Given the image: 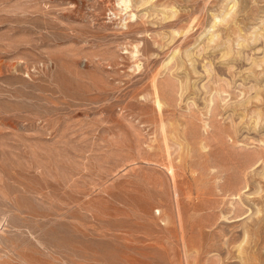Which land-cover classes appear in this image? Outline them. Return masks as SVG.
I'll list each match as a JSON object with an SVG mask.
<instances>
[{
    "label": "rangeland",
    "instance_id": "1",
    "mask_svg": "<svg viewBox=\"0 0 264 264\" xmlns=\"http://www.w3.org/2000/svg\"><path fill=\"white\" fill-rule=\"evenodd\" d=\"M261 57L264 0H0V264H264Z\"/></svg>",
    "mask_w": 264,
    "mask_h": 264
},
{
    "label": "bare ground",
    "instance_id": "2",
    "mask_svg": "<svg viewBox=\"0 0 264 264\" xmlns=\"http://www.w3.org/2000/svg\"><path fill=\"white\" fill-rule=\"evenodd\" d=\"M137 1V0H136ZM140 1V0H139ZM142 1V0H141ZM139 4V3H138ZM233 5V4H232ZM231 6V5H230ZM235 6V4L233 5V7ZM232 7V8H233ZM230 8V7H229ZM227 9V8H226ZM229 10V9H228ZM236 10V9H235ZM227 14H228V12H226ZM233 14V13H232ZM226 16V15H225ZM232 17V16H231ZM230 17V19H232ZM164 18V17H163ZM226 18V17H225ZM235 18V17H234ZM229 19V18H228ZM217 20V19H216ZM227 20V19H226ZM235 20V19H234ZM233 20V21H234ZM216 22V21H215ZM214 22V23H215ZM222 22V21H221ZM222 25V24H221ZM256 34V33H255ZM174 35V34H173ZM213 33L210 35L211 37H209L210 39H212V37H213ZM260 35L261 34H259V37H260ZM257 36V35H256ZM258 37V36H257ZM256 38V37H255ZM214 39H215V36H214ZM169 40H171V39H169ZM211 41V40H210ZM209 41V44L211 43ZM213 41V40H212ZM224 52H226L227 53V51L225 50ZM224 52H223V54H224ZM225 53V54H226ZM191 54V53H190ZM227 54H229V53H227ZM188 56V55H187ZM192 56V55H191ZM189 57V56H188ZM225 57V56H224ZM262 58V57H261ZM264 58V57H263ZM262 58V59H263ZM194 59V58H193ZM183 60V59H182ZM263 63H264V61H263ZM179 67V66H178ZM198 72V71H197ZM155 78H157V77H155ZM257 83V82H256ZM264 87V86H263ZM263 87H262V89H263ZM162 89V88H161ZM183 89H184V86H183ZM223 90V89H222ZM258 90V89H257ZM256 92V91H255ZM153 93H154V100H155V103H157V106H161V104H163V103H161V92H160V87L158 86V83L157 82H154L153 83ZM258 93V92H257ZM256 93V94H257ZM258 94H261L260 92L258 93ZM261 97V96H260ZM257 99H258V95H257ZM254 100V99H253ZM256 101H258V100H256ZM246 102V101H245ZM239 103V102H238ZM249 103V102H248ZM237 104V103H236ZM243 105V104H242ZM257 105V104H256ZM160 108V107H159ZM260 108V107H259ZM256 124V123H255ZM254 125V124H253ZM164 126V125H163ZM162 126V127H163ZM255 126V125H254ZM163 129H164V127H163ZM164 131H165V129H164ZM174 132V131H173ZM165 139V138H164ZM261 151V150H260ZM259 151V152H260ZM258 153V152H257ZM262 153V152H261ZM263 154V153H262ZM262 154H260V155H262ZM262 156H263V158H262ZM262 156H260V157H258V155H257V157L258 158H256L251 164H263L264 165V155H262ZM253 157V156H252ZM252 159V158H251ZM247 164V163H246ZM248 164H249V162H248ZM250 166V165H249ZM171 167V166H170ZM171 171H172V173H174V166L172 165V167H171ZM262 173V172H261ZM264 177V176H263ZM240 179V178H239ZM236 184H238L237 182H236ZM222 186V185H221ZM233 187L235 186V184L234 185H232ZM237 186V185H236ZM239 186V185H238ZM237 188V187H236ZM239 189H237L236 191H234V189L233 188H230L229 187V191H230V193H232L231 195H233V194H239L240 192H238V191H240V187H238ZM224 189H227V188H224ZM231 189H233V191L231 190ZM227 191H228V189H227ZM259 191V190H258ZM246 193V192H245ZM250 193V192H249ZM254 193H255V191H254ZM227 194V193H226ZM247 194V193H246ZM238 197H241L240 195L238 196ZM237 197V198H238ZM259 199V198H258ZM239 200V199H238ZM261 200V199H260ZM233 203V202H232ZM236 203V202H235ZM240 204V203H239ZM234 206V208L235 207H237V206H235V205H233ZM237 208H239V207H237ZM229 209H230V207H229ZM233 209V208H232ZM242 209V208H241ZM240 209V212H241V214L243 215L244 213L242 212V210ZM236 210V215L235 216H238L239 217V214H237L238 212H239V210L238 209H235ZM249 210V209H248ZM260 210H261V208H260ZM260 210H259V213H260ZM233 211V210H232ZM244 211V210H243ZM247 211V210H246ZM239 212V213H240ZM235 213V212H234ZM263 214H264V212H263ZM241 216V215H240ZM232 217V216H231ZM257 218H259V217H257ZM253 219V218H252ZM251 219V220H252ZM260 220H261V218L260 219H257V220H254L255 221V223L254 224H256V225H260L259 224V222H260ZM262 223V222H261ZM256 225H255V227H256ZM263 226V225H262ZM252 228H253V225H252ZM260 228V227H259ZM249 229H251V227L249 226V227H245V229H244V233L245 234H248L247 236L249 237ZM254 229V228H253ZM262 229H263V227H262ZM252 230V229H251ZM253 231V230H252ZM251 231V232H252ZM255 231V230H254ZM260 230H257V233L259 232ZM237 233V232H236ZM235 233V234H236ZM253 233V232H252ZM241 234H242V232H241ZM251 234V233H250ZM256 234V233H255ZM255 234H253V235H255ZM240 235V234H239ZM232 236V235H231ZM238 236V235H237ZM236 237V236H235ZM239 237V236H238ZM246 237V236H245ZM247 237V238H248ZM229 239H231V238H229ZM243 239H245V238H243ZM250 239V238H249ZM234 240V239H233ZM237 240H238V238H237ZM248 240V239H247ZM260 240V239H259ZM246 241V240H245ZM231 242V241H230ZM242 242H244V241H242ZM241 243V242H240ZM240 245V244H239ZM251 245V244H250ZM242 246V245H241ZM238 249H239V246H238ZM246 249V248H245ZM243 258V257H242ZM247 258V257H246ZM245 260V259H244ZM258 260V259H257Z\"/></svg>",
    "mask_w": 264,
    "mask_h": 264
}]
</instances>
